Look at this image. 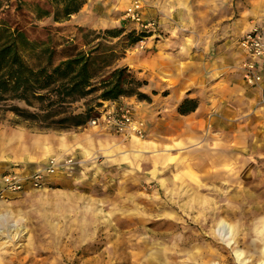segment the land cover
<instances>
[{
	"label": "rangeland",
	"instance_id": "rangeland-1",
	"mask_svg": "<svg viewBox=\"0 0 264 264\" xmlns=\"http://www.w3.org/2000/svg\"><path fill=\"white\" fill-rule=\"evenodd\" d=\"M128 1L113 9L116 18L122 17L118 27L140 30L123 18ZM145 2L144 23H153L146 31L150 36L132 47L116 40L103 43L95 65H154L156 42L170 30L199 35L216 23L208 21V13L222 15L230 33L238 32L236 52L241 35L264 30V0H220V12L217 0ZM9 11L8 20L30 31L32 39L49 40L52 65L94 45H84L89 40L74 24L38 26ZM84 15L89 19L92 13ZM187 16L189 21H178ZM35 51L24 55L26 62L44 64L47 55L39 59ZM256 106L259 115L254 116L264 119V110ZM13 119L0 112V174L31 173L50 159L72 163L49 175L41 188L24 185L0 197V264H139L141 256L156 257L154 264H238L236 252L246 264L264 262V136L263 148L248 137L236 147L232 119L222 122L218 135L198 131L166 138L146 132L139 120L143 139L89 124L39 132ZM221 220L232 229V246L217 237ZM174 253L178 257L169 258Z\"/></svg>",
	"mask_w": 264,
	"mask_h": 264
},
{
	"label": "crops",
	"instance_id": "crops-1",
	"mask_svg": "<svg viewBox=\"0 0 264 264\" xmlns=\"http://www.w3.org/2000/svg\"><path fill=\"white\" fill-rule=\"evenodd\" d=\"M23 1L50 11L44 6L47 0ZM219 2L220 0H217L220 12ZM126 3L127 0H86L78 13L60 22L52 20V13L48 17L39 18L31 11L30 16L36 25L74 24L78 32L79 28L99 31L118 27L122 17L116 18L117 13L113 9ZM84 12L92 13V16H88L87 19ZM206 18H209L208 21L216 19V23L204 28L199 35L196 33L192 36H183L178 31L175 33L170 30L168 36L156 42L157 52H152L154 65H146V62L142 61L138 65L121 63L107 67L111 70L126 66L139 80L146 81V86L141 91L150 98V102L138 101L134 97H121L117 101L104 103L133 105L136 118L145 124L146 132L151 135L166 138L174 134L182 137L198 131L218 135L224 131L222 127H225V123L222 122L232 119L236 121L232 124L238 138L236 147L247 137L251 138L253 145L261 146L260 142L264 140L261 138L264 136V119L254 116L259 115L256 108L259 94L257 90L250 89L244 84L241 72L235 68L236 64L239 65L245 58L238 48L237 52L234 50V36L238 32L235 33L232 29L230 33L229 25L225 27L222 15L214 17L212 13H208ZM178 21L187 22L189 19L187 16L184 19L179 18ZM234 26L233 22L232 27ZM45 29V32L48 31L46 36H51L49 28ZM262 87L264 88V75ZM185 99L195 100L197 106L193 112L180 115L177 109ZM259 109L264 110L262 107ZM247 123L248 127L243 129ZM250 148L257 149L252 146ZM262 157L264 158V154Z\"/></svg>",
	"mask_w": 264,
	"mask_h": 264
},
{
	"label": "trees",
	"instance_id": "trees-1",
	"mask_svg": "<svg viewBox=\"0 0 264 264\" xmlns=\"http://www.w3.org/2000/svg\"><path fill=\"white\" fill-rule=\"evenodd\" d=\"M85 2L47 0L44 6L49 11L23 0H0V112L11 115L16 125H25L39 132L69 131L84 127L95 118L104 102H114L121 97L150 102V98L141 91L146 81L139 80L128 67L108 70L110 65H95V54L103 43L116 40L132 47L149 37L147 32L126 31L123 26L99 31L79 28L84 41L89 40L84 45H94L52 65L49 40L32 39L30 31L12 24L7 17L12 10L33 21L30 16L33 11L39 18L52 13V20L60 22L78 13ZM37 49V58L47 55L46 61L29 65L24 55ZM196 106L195 100L185 99L177 112L186 115Z\"/></svg>",
	"mask_w": 264,
	"mask_h": 264
},
{
	"label": "built area",
	"instance_id": "built-area-1",
	"mask_svg": "<svg viewBox=\"0 0 264 264\" xmlns=\"http://www.w3.org/2000/svg\"><path fill=\"white\" fill-rule=\"evenodd\" d=\"M145 11V0H129L124 10L123 18L139 26L142 31H150L149 26L152 27L153 23H144ZM236 44L245 57L238 65L242 81L248 88L258 91V105L264 108V88L262 87L264 75V30L252 28L241 35ZM87 124L100 126L116 134L132 136L138 139H143L145 135L143 124L136 118L134 109L129 103L111 105L102 103V107L97 110V116ZM71 163L70 159L68 161L64 160V162L50 159L45 168L34 170L31 173L24 174L11 169L6 173L0 174V197H2L3 193L19 192L24 185L41 188L46 184V178L49 175L69 168Z\"/></svg>",
	"mask_w": 264,
	"mask_h": 264
},
{
	"label": "bare ground",
	"instance_id": "bare-ground-1",
	"mask_svg": "<svg viewBox=\"0 0 264 264\" xmlns=\"http://www.w3.org/2000/svg\"><path fill=\"white\" fill-rule=\"evenodd\" d=\"M135 138V137H134ZM138 139V138H136ZM117 231H120L121 229L120 228H117L115 229ZM231 227L230 225H228L225 221L221 220L217 223L216 225V234H217V237H219L220 241L225 244L226 246H232L235 244V241L231 235ZM231 235V236H230ZM143 256L140 257V262L139 264H154L157 260L156 257H152L151 260L148 259V257L146 258H142ZM178 257L175 253L170 255L169 258L171 259H174ZM235 261L238 263V264H246V260L243 259L242 257V253L240 252H236L235 253ZM259 264H264V262H260Z\"/></svg>",
	"mask_w": 264,
	"mask_h": 264
}]
</instances>
